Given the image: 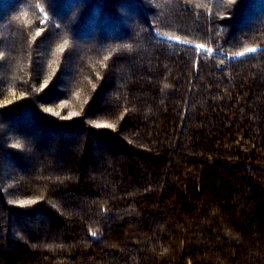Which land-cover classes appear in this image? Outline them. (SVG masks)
<instances>
[{
	"label": "trees",
	"instance_id": "obj_1",
	"mask_svg": "<svg viewBox=\"0 0 264 264\" xmlns=\"http://www.w3.org/2000/svg\"><path fill=\"white\" fill-rule=\"evenodd\" d=\"M189 262L264 264V0H0V264Z\"/></svg>",
	"mask_w": 264,
	"mask_h": 264
},
{
	"label": "snow or ice",
	"instance_id": "obj_2",
	"mask_svg": "<svg viewBox=\"0 0 264 264\" xmlns=\"http://www.w3.org/2000/svg\"><path fill=\"white\" fill-rule=\"evenodd\" d=\"M200 47H203L202 45ZM247 52H254L256 51L255 49L249 48L246 50ZM245 53H239V55H244ZM48 111H51V109H48ZM104 127H112L111 125H104ZM92 235H95V233H92ZM191 264V262H189Z\"/></svg>",
	"mask_w": 264,
	"mask_h": 264
}]
</instances>
